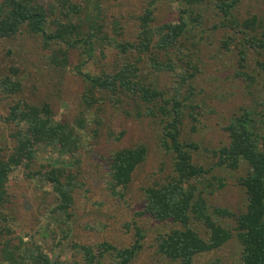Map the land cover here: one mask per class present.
I'll return each instance as SVG.
<instances>
[{
    "label": "rangeland",
    "instance_id": "1",
    "mask_svg": "<svg viewBox=\"0 0 264 264\" xmlns=\"http://www.w3.org/2000/svg\"><path fill=\"white\" fill-rule=\"evenodd\" d=\"M2 0H0L1 2ZM47 6L51 0H34ZM150 0H72L81 8L78 19L86 37L88 20L96 18L103 31L97 33L93 48L80 44L70 48L65 43L45 44L41 34H32L25 27L14 36L0 39V149L2 154L14 146L11 134L14 123H7L9 106L18 101L30 104H48L55 120L67 122L80 140L74 158L61 155L50 147H41L33 171L49 170L51 166L67 165L66 176L72 178L73 203L70 218L52 211L57 204L49 184L26 177L22 167L14 169L8 180L7 216L0 218V227H7L3 238L26 247L39 245L53 264L83 263L84 246L93 247L106 242L118 248L135 242L136 229L143 235L141 248L130 264H174L157 251L158 236L180 225L171 221L158 222L140 213L145 199L143 188L168 182L174 174L173 155L161 142L165 118L156 111L147 115L145 105L135 98L116 100L108 91L94 93L91 107L83 100L90 84L79 73L91 76L110 75L125 61H135L136 53H121L118 44L136 41L139 16L149 7ZM233 19L222 17L215 7L216 0L195 4L193 15H185L187 31L167 52L160 50V63L171 61L173 70L156 71L145 55L138 63L142 84H150L163 91L167 99L176 98L181 104L183 120L182 141L192 143L190 149L194 164L211 169L199 185L210 212L226 209L234 214L245 210L246 197L239 179L246 174L247 165L231 170L213 167V154L229 143L225 127L241 114L247 113L264 137V72L258 62L264 60V0H236ZM153 11V43L159 36V27L176 23L180 7L169 0H158ZM55 15L58 16V9ZM256 16V27L240 29V24ZM230 20V21H229ZM46 32H54L48 24ZM262 40V45L251 41ZM87 49V50H86ZM65 52V67L54 65L51 57ZM191 79H187L188 77ZM18 80L20 90L7 92L2 82ZM185 79V80H184ZM140 113V115H139ZM166 121V120H165ZM144 145L146 157L134 171L126 188L110 189L107 163L112 154L123 148ZM48 166L49 169L46 168ZM219 179L223 184L217 187ZM212 183L215 187L206 188ZM212 191V193H211ZM216 219L233 228L231 217ZM63 220V221H62ZM191 227L202 238L207 230L201 222L191 218ZM241 245L232 238L218 249L194 256L191 264H242ZM0 264H6L1 261ZM97 264V263H95ZM100 264H112L106 254Z\"/></svg>",
    "mask_w": 264,
    "mask_h": 264
},
{
    "label": "trees",
    "instance_id": "2",
    "mask_svg": "<svg viewBox=\"0 0 264 264\" xmlns=\"http://www.w3.org/2000/svg\"><path fill=\"white\" fill-rule=\"evenodd\" d=\"M156 1L158 0H150L149 7L145 8L138 18L136 41L118 44L121 53L128 51L136 53L135 61L122 62L119 70L108 76L79 73L90 84L88 94L83 95L84 103L91 107L94 93L104 90L117 101L122 100L121 97L128 99L137 97L145 105L147 115L154 117L155 112L158 111L165 118L160 142L172 152L175 175L166 183L142 189L145 204L140 212L158 222L169 220L180 225V228L158 236L157 251L160 255L174 264H191L194 256L218 249L234 234L241 245L242 264H264V137L257 132L247 113L235 117L225 127L229 143L212 151L217 157L213 167L236 170L241 163L247 165L246 174L239 179V184L245 193L246 205L245 210L237 214L222 208H214L210 212L199 185L211 169H204L193 163L190 149H194L195 146L190 142L182 141L180 137L183 120L181 104L176 98L167 99L163 91L153 88L150 84H142L143 76L140 75L137 65L145 55L156 71L173 70L172 62L160 63L156 52L160 50L167 52L176 47L180 37L189 27V22L184 16L193 15L192 6L208 0H169L180 7L178 20L176 23H166L159 27L156 32L159 36L153 43L154 32L150 24L154 20L153 11ZM236 3V0H216L215 7L222 17L231 20L234 18L232 9ZM54 9H58L59 15L51 17L55 15ZM80 12V6L72 0H51L47 6L34 0H2L0 39L12 37L25 27L32 34H41L45 44L62 42L70 48L82 44L87 45L90 52L93 48V40L97 38V33L103 31V26L96 23V18L88 20L90 24L83 39L82 24L78 19H73L74 15ZM256 21V16L252 15L240 24L235 20L234 25L240 29L253 30ZM48 24L55 27L54 32L45 31ZM251 41L258 43L259 46L262 45V40H258L255 36ZM51 62L65 67L66 53L61 52V56L51 57ZM257 64L264 72V60ZM187 79L190 80L191 77ZM2 84L7 92L20 90L18 80L7 79ZM5 121L14 123L15 130L11 134L14 146L10 152L2 154L0 149V218L5 220L7 216L9 176L14 169L22 167L27 173L26 177L51 185L57 201L52 211L58 212V216L63 215L61 219L66 221L71 217L68 211L73 203L74 190V180L65 174L69 163L67 165L62 163L61 167L49 165L51 169L46 166L49 170L42 171H33V167L37 165L38 150L41 147H50L59 156L68 155L74 158L80 140L73 127L67 122L55 120L48 104L35 105L24 101L9 106ZM146 153V147L139 145L119 149L112 154L107 163V171L113 193H116L117 188L127 187L135 169L144 162ZM216 182H218L217 187L223 186L219 179H216ZM205 186L215 187L212 183H207ZM215 216L231 217L235 225L233 228H228ZM191 218L204 225L207 230L206 238L200 237L191 227ZM136 230L135 242L129 247L118 248L106 242L97 244L94 248L84 246L82 248L84 262L76 261L75 264H100V259L106 254L112 264H130L141 248L140 240L143 237L140 230ZM4 232L10 233L7 227H0V255L3 263L53 264L42 251L41 246L32 244L31 247H26L21 239L18 244H12L9 239L2 237Z\"/></svg>",
    "mask_w": 264,
    "mask_h": 264
}]
</instances>
